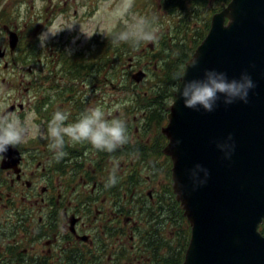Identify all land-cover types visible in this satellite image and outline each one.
<instances>
[{
	"label": "flooded vegetation",
	"instance_id": "af4514ba",
	"mask_svg": "<svg viewBox=\"0 0 264 264\" xmlns=\"http://www.w3.org/2000/svg\"><path fill=\"white\" fill-rule=\"evenodd\" d=\"M7 53L5 50L3 56ZM53 55L56 53L53 52ZM45 59L39 57L38 61L25 66L17 60V56H12L10 65L19 70V89L14 101L6 108L0 107V112H15L21 119L33 113L32 122L43 129L42 133H36L34 138H27L16 147L20 160L15 166L2 167L10 154L9 150L4 157H0V264H120L122 256L126 259L130 257L126 251L127 245L136 248L134 254L137 251L148 254L151 246L146 240V233L141 230L142 222L138 219L134 222L135 217L125 216L124 213L139 211L143 216L147 211L144 206L151 202L150 197L153 198L152 192L148 191L149 198L145 205L138 201L139 207L135 208V187L139 185L134 181V177L139 178L135 172L136 164L146 160L148 151L145 153V150L148 148L143 146L144 137L148 138L147 132L155 127L146 122L145 112L138 118L132 112L135 110L128 108V116L122 119L127 122L130 142L107 158L112 171L114 162H118V182L111 192V198L105 192L107 188L104 185L112 171L104 172L99 166L103 160L102 152L87 143H69L64 149L66 155L57 162L48 149L46 128L56 110L71 113V121L89 106H101L102 99L98 95L91 97L84 94L85 78L81 79L83 85L76 89L78 93H55L59 86L52 85L48 80L50 63L46 67ZM50 60L54 61V58ZM34 65L37 67L33 68ZM8 66L6 61L5 69ZM96 81L99 82L98 79ZM109 103L116 105L118 99L114 98ZM130 113H133L131 122L127 119L131 117ZM137 120L139 124L133 125ZM140 129L142 132L138 133ZM166 143L167 138H162L161 145L164 147ZM11 154V158H14L15 150ZM165 158L171 160L167 155ZM162 173L166 178L164 183L159 180L153 183V174H149L147 179L155 192L164 191V195H167V168ZM15 214H18L21 223L13 221ZM135 240L137 245L133 242ZM164 251H160L161 254ZM139 264L154 263L150 258H143Z\"/></svg>",
	"mask_w": 264,
	"mask_h": 264
},
{
	"label": "water",
	"instance_id": "95a60500",
	"mask_svg": "<svg viewBox=\"0 0 264 264\" xmlns=\"http://www.w3.org/2000/svg\"><path fill=\"white\" fill-rule=\"evenodd\" d=\"M10 35L14 49L18 35ZM195 59L199 64L193 68ZM206 69L225 72L229 79L246 71L256 87L248 103L225 105L221 97L212 112L185 107L175 93L162 131L168 138L164 152L172 159L173 190L191 226L184 264H264L259 230L264 222V0H230L213 14L179 86L203 79ZM145 75L140 70L134 78ZM17 161L15 150L11 162ZM196 165L209 173L203 185L191 176ZM199 179H205L203 172Z\"/></svg>",
	"mask_w": 264,
	"mask_h": 264
},
{
	"label": "rangeland",
	"instance_id": "374dc122",
	"mask_svg": "<svg viewBox=\"0 0 264 264\" xmlns=\"http://www.w3.org/2000/svg\"><path fill=\"white\" fill-rule=\"evenodd\" d=\"M137 1H139V4L134 12H124L121 7L123 0H0V51H2V49H5L8 52L5 57L3 56L4 54H0V107L8 106L10 102L14 101V95L18 92L19 89V70L18 68H16V66L10 65L12 56H17V60L19 61L20 59L23 60V58H27L26 62H22L25 66L31 65L34 62L38 61L39 57H45L46 59L43 61L47 62L46 67L50 63L49 67L51 66L53 67V69H56L53 70L54 74L56 73V71H58L56 68L58 58L60 60L58 67H62V61H65V65L69 67L71 66V62L79 65L80 63L76 62L79 59H81L82 61L84 59H92L85 64V67L104 70V67L101 63L103 58L105 60V57H101V59L97 60L99 53H95L99 48L100 38L102 37L101 35L104 36L105 34H108L121 21L127 27L136 18L140 17H144L148 20L154 21L153 27H155L158 31V37L161 34H163L164 36L165 33L171 35L174 34L175 22H178L179 19L183 16L182 13L184 12V10L181 8L182 5L185 4L187 6H191V0H179L177 4L175 3V0H173V2H168L167 0ZM214 2L215 0H207V3H209L210 6ZM201 5L202 3L195 5L194 8L196 9V11H191L188 15L189 18H185V24L181 25L183 26L181 28L182 38L179 39L182 41L184 40V37L186 38L185 41L187 43L188 50H190V48L193 46L191 37L197 36V33H195L194 31H198L200 28L203 29V23L208 18H210L211 20L213 14L209 9L210 7L205 8ZM171 7H174L175 9H171ZM47 27L54 31L61 28L65 29L55 37L50 38L47 42L46 47H41L38 36L42 32L46 31ZM11 30L18 35L20 46L19 50L13 52L14 54L9 53ZM82 31L86 32L90 37L82 33ZM57 41H59V44L54 45L53 42ZM175 41H177V37L175 35L173 36V38L169 39V42ZM157 42L159 43V48L161 50V44L159 41ZM151 44L152 49H155L153 47L157 45L156 42L141 43L138 47H133V57L127 58L126 56L125 58L122 57L119 60L116 59L115 61H113L112 63L114 64V68L110 69L111 67H109V70L112 74L115 73L114 79H108L103 73H100L101 77L99 78L85 76L86 86L84 88L86 89V92L84 94L91 97L98 95L99 98L102 99L101 107H103L105 111L115 109L113 115L120 116L121 118H123V116H128L127 108L135 110L133 106L137 104L143 107L145 103H142V98L136 96V92H138L140 96H142L141 94L148 89L157 88L158 90L160 88V85L163 84L160 71L161 67H158L159 64H161L162 66V64L164 63V57H161V55H159L156 50L154 51V53L156 52L158 54L157 56H152L150 53H147V49ZM53 52L57 53V55H53ZM76 53H82L84 54V56H75L74 54ZM89 54L92 55L91 58H88L87 55ZM112 57L114 58L115 56H113V54L111 53L110 58ZM51 58H55L56 60H54L53 62H49V59ZM6 61H8L9 63L7 69H5L4 67V63ZM156 61H158V65ZM36 67L37 65L33 66V68ZM140 70L146 73V75L140 81H136V79L134 78V74ZM88 74H92V72H89ZM96 79H98L99 82H97ZM96 84L98 86H96ZM174 86H176V84ZM144 96L150 95L146 93V95ZM136 97L137 99H139V103L136 102ZM170 97L167 100L168 103H164L163 105H159V102L155 103V105L159 106L160 109H158V111L161 115H167V113L169 112L170 106L175 99V92L173 94V97ZM114 98L118 99V104L112 106L109 101ZM111 103L113 104L116 102ZM117 110H119L118 113L116 112ZM132 112L134 113L135 111ZM133 113H130L131 117L127 118L130 122L132 121ZM32 115L33 113L28 116V126L31 130V134L27 138L30 139L34 138L36 133L43 132L42 127H40L39 129V126H36L35 123L32 122ZM138 124V120L133 123V125ZM165 124L166 118L164 119V123H162V126H160V128L158 126L155 127V129L147 132L148 138L144 137L145 143L143 144L144 147L147 146L148 148L145 150V153L148 151L145 158L146 160H141V163H139L138 165L136 164L137 171L135 172L136 176L139 178L134 177V181L139 185L135 187L137 192L136 196L138 199L134 198V200L135 204L138 207V201L139 204L145 205L144 203H146L147 199L149 198L148 191L152 192L151 195L153 196V198L150 197L151 202H147L146 206H144V208L147 207V210L150 209L152 205L156 207V201L159 200V197H161L162 199L158 203L164 205V207L166 204L170 203V201L168 200V194L164 195V191L160 192L159 190L155 192V189L153 190L154 186H152L149 179H147V176L149 174H153L155 175V181H153V183L159 181L164 183V179L166 180L164 174L162 173V170L163 172L166 170V168L169 166H167L166 163L169 164L170 160L167 161V159L165 158V145L164 147L161 145L162 138L166 137V135L162 131V127L165 126ZM141 132V129L138 130V133ZM131 134L136 135V133ZM146 140L148 141L146 142ZM9 153L10 154L9 156H7L6 162L2 163V167L6 166L8 163H13L10 161L12 157L11 150H9ZM165 165L166 168L163 169ZM7 167L10 166L7 165ZM167 184L169 185L168 177ZM143 186L145 187L142 189ZM18 204L20 203L18 202ZM179 214H181L179 213V210L178 212L173 213L172 210L170 212L159 211L157 213L160 221L165 220L167 222V225H170V228H173V226L176 228V232L172 235V238L167 237V234L170 231L169 229H167V239L170 241L175 238L176 234H178L179 236V241L176 244L173 242L171 244L172 248L170 247L173 250L171 256L173 255L174 259L176 260L174 264H181V262L175 258V252L179 246L180 240H182V238L184 237V231L186 227H189V225H185V223L182 222V218L179 216ZM131 216L133 218L135 216L134 222L136 219L142 222V231L148 228V223L146 222L147 219H144L139 211H136V213H133ZM170 220L179 221L178 225L175 226L173 222L168 223V221ZM13 221L15 223H21L18 220V214H15V216L13 217ZM153 224L155 225V230H158L160 223ZM138 234H140V232ZM147 239L148 238H146V240ZM133 242H135L134 244L137 245L136 240ZM165 242L167 243V241ZM126 251L130 257L124 259L122 256L120 258V264H139L141 261H143V258H145V260L147 258H150V261L155 260L154 264H161L162 260H165L166 256H169V250L168 253H165L164 251L162 255H157V251L155 252L157 256L152 255L153 253H148V255L139 251L134 254L136 248L132 245L131 247L130 245H127ZM167 261L171 262L172 259L168 258Z\"/></svg>",
	"mask_w": 264,
	"mask_h": 264
},
{
	"label": "clouds",
	"instance_id": "9594fccd",
	"mask_svg": "<svg viewBox=\"0 0 264 264\" xmlns=\"http://www.w3.org/2000/svg\"><path fill=\"white\" fill-rule=\"evenodd\" d=\"M132 6L133 0H123L121 7L124 12H127ZM153 22L144 17L136 18L118 34L114 42L128 43L134 48L141 43L157 42L158 31L153 27ZM64 29L54 31L47 27V30L38 36L41 47H46L48 40ZM82 33L90 37L86 32L82 31ZM198 64V59H195L191 66L196 68ZM180 78L183 80V77ZM255 87L251 75L246 71L241 73L239 79H229L225 72L206 69L203 79L183 82L180 86H174L172 91L183 98L185 107L195 110L202 107L205 111L212 112L221 97L224 98L225 105H231L237 101L248 103L249 92ZM114 111L115 109L105 111L99 105L89 106L75 120L70 121L71 113L56 110L48 121L45 133V138L49 141L48 149L53 154V159L57 162L62 159L66 155L64 149L69 143H87L98 152L110 154L128 144L130 135L127 122L120 116L113 115ZM30 134L27 116L21 119L15 112L7 110L0 112V157H4L9 148H16L24 143ZM228 139L231 140L232 137L229 136ZM220 147L224 148L225 146L221 145ZM230 156L231 152H227L226 158H230ZM117 169L118 162H114L113 171L105 182V188L113 187L118 182ZM200 172L204 173V180L199 179ZM208 175L207 169L201 165H196L191 172L194 182L199 185L206 183Z\"/></svg>",
	"mask_w": 264,
	"mask_h": 264
},
{
	"label": "trees",
	"instance_id": "16d2710c",
	"mask_svg": "<svg viewBox=\"0 0 264 264\" xmlns=\"http://www.w3.org/2000/svg\"><path fill=\"white\" fill-rule=\"evenodd\" d=\"M167 1L173 2V0H167ZM229 1L230 0H215V2L210 6L209 3H207V0H191V6L190 5L187 6L185 4L182 5L181 8L184 10V12L182 13L183 16L179 19L178 22H175L174 34L168 35L167 33H165L164 36H163V34H161L159 36L158 41L160 42L162 49L160 50L158 42H156L157 45L155 47H153L155 49H152V45L149 46V48L147 49V53H150L152 56H157L158 54L156 52L154 53V51L156 50L159 53V55H161V57H164L163 58L164 63L162 64V66H161V64H159V67H158V68L161 67L160 71H161L163 84L160 85V88L158 90H157V88L148 89L147 91H145L141 94L142 96H140V94L138 92H136V96L139 98H142L143 99L142 103H145V105L143 107L139 106V104L133 106L135 109L134 114L138 118H140V114H143L145 112L146 122H150V125L152 127H158L159 126V128H160V126H162V123H164V119L166 118V114L161 115L158 111V109H160V108H159V106L155 105V103L159 102L160 103V104L158 103L159 105H163L164 103H168L167 100L169 99L170 96L173 97L174 92L172 91V89H173L175 84H176V86L179 85L180 79H181L180 77L183 74L186 62L191 58L194 50L199 45V43L203 40V38L205 37V35L208 32L209 27H210V18H208L203 23L204 24L203 29L200 28L198 31H194L195 33H197V36L191 37V40L193 41V46L190 48V50L187 49V43L185 41L186 38L184 37V40H182V41L179 39V38H182L181 37V35H182L181 28L183 26H181V25L185 24V18H189L188 15L190 14L191 11H196L194 6L202 3L201 6H204L205 8L210 7L209 9L211 10V12H215V11L222 9ZM178 2H179V0H175L176 4ZM138 4H139V1L134 0L133 6L131 7L130 10H128V12H132V11L134 12L136 10ZM171 9H175V8L171 7ZM125 28H126L125 24L121 21L99 43V48L97 49V51L95 53H97V52L99 53L97 60L101 59V57H105V60L103 58L104 61L102 60V63H101L102 66L104 67L105 71L103 69H93V68L85 67V64L88 61H91L92 59H89V60L84 59L83 61L81 59H79L78 61H76V62L80 63L79 65H76L73 62H71V66H69V67H67V65H65V63H66L65 61H62L63 62V65H61L62 67H58L59 66L58 62H60V60L58 58L57 63H56V68L58 71H56V73L54 74L53 70H56V69L55 68L53 69V67L50 66L48 68V72L51 71V74H50V76L47 75L48 80L50 82H52V85H58L59 86L55 89V90H57L55 93L62 94V95H64L65 93H71V94L78 93L79 91L76 89L83 85L82 84L83 82H81V79L85 78V76H87V77L91 76L94 78H99V77H101L100 73H103L108 79L109 78L114 79L115 73L112 74L109 70V67H111L110 69L114 68V64L112 62L115 61L116 59L119 60L122 57L125 58L127 56V58H128V57H133V55H134V53L132 52L134 49L128 43L114 42V39ZM184 32H185V30H184ZM174 35L177 37V41L169 42V39L173 38ZM111 53L113 54V56H115L114 58L113 57L110 58ZM74 55L75 56H77V55H83L84 56V54H82V53H80V54L76 53ZM87 56H88V58L92 57L91 54H89ZM26 59L27 58H23V60L20 59V61L26 62ZM54 60H56V59H54ZM49 62H53V61H51L49 59ZM156 63L158 65V61H156ZM156 63H155V65H156ZM51 65H52V63H51ZM68 69H71L73 71L68 70ZM89 72H92V74H88ZM61 78H62V80H61ZM75 80H80V82H74ZM65 81H67V82H65ZM146 93L150 96H144V95H146ZM137 97H136V100H137L136 102L139 103V99H137ZM137 114H139V115H137ZM102 155H103V157H102L103 160L101 163H99V166L101 168H103L104 172H106L107 170H109L111 172L112 169H110L111 168V166L109 164L110 162H108V159H107V158L111 157V154L106 153V152H102ZM168 165L169 166L167 167V177L169 179V185L166 184L168 187L166 192L168 194V200L170 201V203L165 205L166 208L164 207V205L159 204V203L157 204V206L155 208L152 205L150 207V209H148L147 211H144L145 213L143 214L144 219H147L146 222L148 223V228L146 230H144V233H146V237L148 238L149 245L151 246V250H150L149 254L153 253V255H156L155 251L157 250L158 251L157 255H162L160 251L165 250V253H168V250H169V256H166V259L165 260L163 259L161 264H174L176 262L173 255L171 256V254L173 253V250L171 249L172 248L171 244L173 242L176 244L179 241V236H178V234H176L175 238L173 240L169 241L167 239V237L172 238V235L176 232V228L174 226H173V228H170V225H167V222L165 220L160 221L159 217L157 216V213L159 211H165V212L169 211L170 212L171 210L173 213V212H178V210H179V213H181V214H179V216L182 218V222H184L185 225H188V221H187V218L184 216L181 204L179 201H177L176 195H175L173 188H172V177H171V171H170V162ZM114 187L115 186L107 188V191H105L106 193L110 194L109 196L111 198H113V195L111 192L113 191ZM110 197L108 199H110ZM120 197H122V194ZM161 199L162 198L159 197L158 202ZM123 201H125V199H123ZM123 208H125V206ZM135 208L138 209V206ZM125 209L127 210L128 208L126 207ZM133 213H135V212H133ZM132 214H129L127 212L124 213L125 216L132 215ZM170 222H173V224L176 226V225H178L179 221H175V220L174 221H171V220L168 221V223H170ZM153 223H160L158 230H155V225ZM167 229H169L170 231L167 234L168 236L166 237ZM263 233H264V226H263ZM188 239H189V227L188 228L186 227V229L184 231V237L182 238V240H180L179 246L175 252V258L177 260H179L181 262V264L183 263V260H184L185 250H186L187 245H188ZM165 241H167V243ZM123 258L125 259V257H123ZM168 258L172 259V261L168 262L167 261ZM153 263H154V260H153Z\"/></svg>",
	"mask_w": 264,
	"mask_h": 264
}]
</instances>
